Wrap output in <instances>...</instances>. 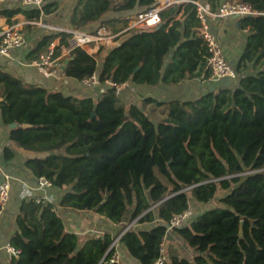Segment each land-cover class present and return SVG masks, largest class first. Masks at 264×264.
<instances>
[{
  "label": "trees",
  "instance_id": "16d2710c",
  "mask_svg": "<svg viewBox=\"0 0 264 264\" xmlns=\"http://www.w3.org/2000/svg\"><path fill=\"white\" fill-rule=\"evenodd\" d=\"M188 1L163 9L160 26L130 31L105 54L102 49L98 55L81 48L71 52L66 79L81 82L98 74L102 86L94 89L97 99L29 83L0 58V120L9 140L33 154L25 160L26 169L35 179L53 181L60 208L96 212L120 226L115 236L83 240L66 232L54 204L21 202L11 243L22 255L12 264H106L116 251L117 235L139 264H155L170 233L194 255L182 257L167 249L165 264H264V17L236 19L235 28L247 30V38L237 78L215 82L225 87L196 100L146 98L145 104L165 108L166 117L158 122L136 104L127 106L122 93L106 84L175 86L209 79L206 45L192 3L198 0ZM240 1L264 12V0ZM156 3L79 0L71 25L95 33L101 25L95 31L86 27L106 23L103 16L110 11L135 13L120 20L128 25ZM56 10L53 2L43 15ZM21 14L27 21L42 17L38 10L0 8V18L9 25ZM58 36L66 42L64 33L44 35L31 58L47 52ZM249 66L254 73L244 72ZM13 123L18 127L11 130ZM26 124L30 127L22 128ZM14 156L6 148L2 159L10 162ZM220 190L225 195L218 206L168 232L172 216L191 204L190 195L194 202L210 204ZM145 223L151 228L134 226Z\"/></svg>",
  "mask_w": 264,
  "mask_h": 264
},
{
  "label": "built area",
  "instance_id": "2783aa9c",
  "mask_svg": "<svg viewBox=\"0 0 264 264\" xmlns=\"http://www.w3.org/2000/svg\"><path fill=\"white\" fill-rule=\"evenodd\" d=\"M53 1L54 0H22L20 8L24 11L38 10L43 17L44 7L51 4ZM156 1L157 3L155 7L150 12L139 14L136 18L130 20L123 30L116 33L107 27H101L95 33L79 29L57 28L56 30L59 34L64 33L67 35L65 39L66 42L64 43L62 37L58 36L50 44L47 52L38 57L31 58L28 61L24 58L23 61H20V65L34 69L46 80H62L66 78L65 71L62 70V67L71 52L75 49L81 48L90 55H97L102 48L108 50H112L114 47L118 48L125 40L126 34L130 31L134 29H151L160 26V12L163 9L175 3L190 2L188 0ZM192 3L197 6V16L201 23L199 36L203 39L206 45L207 55L205 58L207 61L206 69L209 71V80L213 82L235 80L238 73L230 63L221 42L215 34L213 24L218 20L234 18L236 16L243 17L248 15L249 17H264V12L241 1L235 2L223 0L215 8H213L211 4H203L198 1H192ZM31 23L33 25L45 27L41 21H32ZM25 45L26 32L23 26H7L0 30L1 57L14 61L16 59V52L23 49ZM80 83L82 88L86 91L88 90V92L102 86L98 74L86 77ZM106 84L116 88L118 94H121L127 87L126 83L117 85L110 80H108ZM12 180L13 177L5 174L3 181L0 183V227L2 217L11 201ZM56 196L53 181L46 177H40L37 179L36 186L33 188L29 185H23L19 194V200L20 202L33 200L36 204L41 205L54 204L55 207L59 208ZM192 221L193 210L191 204H189L184 211L172 216L167 224L168 232H172L174 229L180 228ZM12 237H17V233L14 232L11 238ZM11 238L0 243V250L5 252L8 264H12L19 260L22 255L21 249L16 248L11 243ZM119 239L120 236L114 241L113 246L118 244ZM167 242L168 237H164L160 249V257L156 260L155 264H165L167 260ZM106 264H120V254L117 250Z\"/></svg>",
  "mask_w": 264,
  "mask_h": 264
},
{
  "label": "rangeland",
  "instance_id": "374dc122",
  "mask_svg": "<svg viewBox=\"0 0 264 264\" xmlns=\"http://www.w3.org/2000/svg\"><path fill=\"white\" fill-rule=\"evenodd\" d=\"M200 1L203 2V1H211V0H200ZM55 2L57 4V10H56V12H54V16L51 17L50 19L46 18L44 23H47L49 25L60 24L62 27H66V26L72 27L71 19H72L74 12L77 9L76 7L78 6L79 0H56ZM134 15H135V13L132 14L131 16L133 17ZM128 16H130V14L127 15V13L124 14V13H116V12L110 11L109 13H107L103 16L102 21H105L106 23L101 24V22H99V23L93 24L94 28L91 30L95 31L101 25V26L108 27V28L112 29V31L115 33L119 32V31L123 30L125 28V26L127 25L126 21H120V20H123V19L126 20L128 18ZM232 22H234V25L232 24L230 26L231 30H229V31H231L232 33L228 39H226V40L223 39V32L222 31L217 30V33H216V35L219 38V41L221 42V44L223 46V49L226 51H227L226 47H229V45H232V47H234L236 45L237 46L241 45V47L244 48L246 38H247V33L237 31L235 29V27H236L235 25L238 23V21L232 20ZM214 26L215 25H213V27ZM88 29H89V26H87L85 30H88ZM213 30H215V28H213ZM25 32H26V45H27V44H33L35 41L40 40L44 35L55 34L57 32V30L54 29L53 27L51 28V27H44V26H40V25H32L31 28H28V29L26 28ZM214 32H216V31H214ZM232 50H233L232 53L234 54L235 53L234 49L232 48ZM102 51H103V54H105L109 50L102 48ZM228 53H229V51H228ZM227 56H228V59L230 58L229 59L230 63L236 69V67L238 65V61H239L238 56H234V57H229V55H227ZM100 58L101 57L98 58V61L100 60ZM244 72L245 73H254L252 66H249L248 69L245 70ZM189 82H191V81H186L181 86H179L177 88L170 87L168 92H166V90L156 91L157 89H154L152 86L150 87L148 85H143L141 87V89L139 90V92L134 91L132 93L133 95L131 96L132 97L131 100H128V98H126L125 94H124L123 101L125 102V104L127 106L130 105V103H134L140 109L145 111L146 110V104L144 102V99H145V97H148L150 95H152V97H155V98L163 100V101H168L170 99L196 100L212 89L219 88V87H225V85L223 83H215L209 79L203 80L201 78L199 80H195V83L199 84L197 86V89L192 91L191 93L186 94L184 91V89H185L184 86ZM192 82H194V81H192ZM150 88H153V89H150ZM160 88L161 87H159V89ZM53 89L61 91L66 96H73V97H78V98H83L86 96H93L95 99H97L99 97V93L95 92L94 90H91L89 92H88V90L86 91L84 88H82L81 83L79 81L74 80V79H68L67 84H62L60 82L53 83ZM147 113H148L149 117L155 122H158V121H160L166 117L165 108H163V107H160V108L150 107L148 109ZM14 150L17 154H19V156L13 162H6L4 159L0 158V177L2 176L0 183L3 181L5 174H7V175H14V174L21 175V171L25 167L23 162L25 161V158H27L29 155H31L30 153H28L24 150H21L18 147H14ZM223 195H225V192L220 190L217 198L215 200H213L210 204H207L205 206H200V208H198L196 206L197 203H191V206L196 210L197 213H203L207 209H211V208L218 206L219 205L218 199L220 197H222ZM189 197L191 200H195V199H193V197H191V195ZM60 212L61 211L58 210V214ZM15 214H16V212L11 211L9 214H7V217L5 216V218H4V216H3L2 221H1V227H0V230H1L0 232H1L2 236L7 237L13 231L16 230V228H15ZM117 237H118V235L116 236V238ZM170 240L174 243V245H171V249H170L172 252L179 254L182 257H187V258L193 257L194 250H192L190 247H188L183 241H181L179 239H174V238L168 237V241H170ZM116 250L120 254V264H123L124 263L123 262V256L121 254L120 247L117 246ZM0 263L1 264H7L6 254H5V252H3L1 250H0Z\"/></svg>",
  "mask_w": 264,
  "mask_h": 264
},
{
  "label": "crops",
  "instance_id": "0c3cea01",
  "mask_svg": "<svg viewBox=\"0 0 264 264\" xmlns=\"http://www.w3.org/2000/svg\"><path fill=\"white\" fill-rule=\"evenodd\" d=\"M21 1L22 0H0V8H10V9L20 8ZM55 1L56 0H54L53 2H55ZM221 1H223V0H214V3L217 6ZM231 1L238 2L240 0H231ZM198 2H201L203 4H211V5H213L212 1H203L202 2V1L198 0ZM127 15H129V14H127ZM53 16H54V13L50 14V15H44L40 19V21H41V23L43 25H45V27H51V28L53 27L54 29H57V28L74 29V28L69 27V26L62 27L60 24L49 25L47 23H44L46 18L50 19ZM14 20H16V23L14 25H9L7 23L6 18H3V17L0 18V30L3 27L15 26V25L23 26L24 30H26V28L27 29L31 28V26L33 25L31 23L32 21H27L25 16L22 15V14L16 16L14 18ZM232 20L235 21L236 19L227 18V19H222V20L216 21L215 24H214L215 25L214 26V28H215L214 31H216L215 34L217 33V30L218 31H222L223 32V39L224 40L228 39L229 36L232 33L231 31H229V30H231L230 26L232 24L234 25V22H232ZM27 26H29V27H27ZM102 27H104V26H102ZM93 28H94V26L89 27V29H93ZM244 33H247V30L244 31ZM55 34H59V33L56 32ZM40 40L35 41L33 44H27V45H25V47L23 49H21L20 51L16 52V54H15V58L16 59L14 61L6 59V58H3V57H2V60H4V61L6 60L8 62V64H9V66L11 67V69L14 70L15 72H17L18 75L21 78L25 79L29 83H38V84H41V85H45L46 87H49V88H53V83H56V82H60L62 84H67V79L66 78H64L62 80H46L40 74H38L34 69L26 68V67L20 65V61H23L24 58H26L27 61L29 59H31V54H32L33 50L35 49V47L37 46V43ZM226 48H227V51L226 50H224V51H225V53L227 52L226 54L229 55V57L238 56V58H240V56L243 53V48L241 47V45H238V46L236 45L234 47H232V45H229V47H226ZM232 48L234 49V52H235L234 54L232 53V51H233ZM228 51H229V53H228ZM0 58H1V56H0ZM182 84L175 85V86H167V85L161 84L160 86L158 85V86H154V87L152 86V87L154 89H157L156 91H158V90H160V91L161 90L162 91L166 90V92H168L170 87L177 88V87L181 86ZM198 85L199 84H196L195 81L194 82L191 81V82L187 83L184 86L185 87V89H184L185 93L188 94V93H191L192 91L196 90ZM141 87L142 86L131 85V84L128 83L127 87L122 92L123 98H124V94H125V97L128 98V100H131L132 99L131 96L133 95L132 93L134 91L135 92H139ZM159 87H161V88L159 89ZM153 88H150V89H153ZM146 98H154V99H156L158 101H163V100L157 99L155 97H152V95H150L148 97H145V99ZM150 107L160 108V107H158V106H156L154 104H146V110L145 111L147 112ZM0 117H1V113H0ZM14 147H17V146H15L9 140L8 129L1 123V120H0V158L3 157V152L5 151V149L9 148L15 155L14 158L10 162H13L15 159H17L19 154H17L15 152ZM32 155L33 154H31L29 156H32ZM26 159L27 158H25V160ZM23 163H24V166H25V161ZM10 176L13 177V180H12V194H11V201H10L8 207H7V210L5 211V213L3 215L4 218H5V216L7 217V214H9L11 211L16 212V214H15V218H16V215L18 214V210H19V205L21 203L20 200H19V194L21 192V189H22L23 185H29L30 187L33 188V187L36 186V183H37V179L33 178L31 172L28 169H26V167H24V169L21 171V175L14 174V175H10ZM1 178H2V176L0 177V181H1ZM55 194L56 195L58 194L57 190H55ZM191 203H197L196 206L198 208H200V206L207 205V204L194 202V200H192ZM59 210L61 211L59 213V215L63 219L66 232L75 233L76 235H78L83 240L85 238H87V237H90V236L99 237V236H102V235H104L106 233H112L115 236L116 232L120 230V226H116L115 224L109 222L108 220H106L104 217L100 216L96 212H92V211L81 212V211H74V210H70V209H62L60 207H59ZM192 210H193V220H195L200 214H202V213H197L196 210L193 207H192ZM132 225H134V224H132ZM132 225H128L127 228H130ZM134 226H136L139 229H150L152 225L148 224V223H145V224H135ZM14 232H16V230L13 231L7 237L2 236V234L0 232V243H3L5 241L9 240ZM169 236H171V238L178 239L175 233H170ZM118 238H119V236L115 240H117ZM171 245H174V243L170 240L169 242H167V249H169V251H171L170 250L171 249ZM117 246L120 247V249H121V254L123 256V262H124L123 264H139L136 260H134L130 256L128 251L124 247H122L120 245V243Z\"/></svg>",
  "mask_w": 264,
  "mask_h": 264
},
{
  "label": "water",
  "instance_id": "95a60500",
  "mask_svg": "<svg viewBox=\"0 0 264 264\" xmlns=\"http://www.w3.org/2000/svg\"><path fill=\"white\" fill-rule=\"evenodd\" d=\"M245 18H249V16L246 15V16H243V17H238V16L234 17V19H245ZM116 48L117 47H114V48H112V50H114ZM67 64H68V60L65 61V64L63 65L62 70H64V71L66 70ZM17 127H18V124L17 123H13V124L10 125V129L11 130L16 129ZM28 127H30V125H27L26 124V125H23L22 126V128H28ZM242 225H243V223H242Z\"/></svg>",
  "mask_w": 264,
  "mask_h": 264
}]
</instances>
